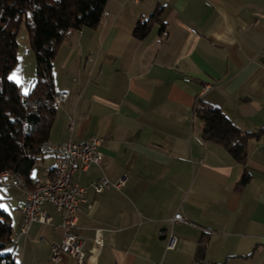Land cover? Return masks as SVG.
<instances>
[{
  "label": "crops",
  "instance_id": "1",
  "mask_svg": "<svg viewBox=\"0 0 264 264\" xmlns=\"http://www.w3.org/2000/svg\"><path fill=\"white\" fill-rule=\"evenodd\" d=\"M158 5L161 22L133 38ZM103 13L98 28L66 36L52 66L55 92L68 97L47 142L103 139L101 163L77 179L85 188L75 224L86 238L85 264H264V134L247 142L238 163L202 140L194 115L200 100L242 133L264 129V0H108ZM54 159L37 156L33 185L53 178ZM123 177L120 189H93ZM1 187L13 227L6 251L19 264H77L72 256L50 262L60 227L36 222L21 234L23 191ZM44 210L59 225V213ZM177 213L183 221H173Z\"/></svg>",
  "mask_w": 264,
  "mask_h": 264
},
{
  "label": "trees",
  "instance_id": "2",
  "mask_svg": "<svg viewBox=\"0 0 264 264\" xmlns=\"http://www.w3.org/2000/svg\"><path fill=\"white\" fill-rule=\"evenodd\" d=\"M107 2L0 0V175L16 173L31 189L35 188L29 174L41 146L48 141L56 114L52 68L55 54L71 32L98 28ZM161 10L158 5L147 19L138 21L133 28V38L145 39L154 25L161 22ZM23 22L36 57V76L27 95L10 78L18 62L16 37ZM194 115L202 122V140L220 144L238 163L245 161L247 142L264 134V129L242 133L218 107L204 101L198 100ZM242 178L244 183L249 179L246 174ZM11 226V217L0 209V264H19L6 251L12 242Z\"/></svg>",
  "mask_w": 264,
  "mask_h": 264
},
{
  "label": "built area",
  "instance_id": "3",
  "mask_svg": "<svg viewBox=\"0 0 264 264\" xmlns=\"http://www.w3.org/2000/svg\"><path fill=\"white\" fill-rule=\"evenodd\" d=\"M24 51L23 55H27ZM68 94L66 92L55 93V107L61 105ZM103 139L100 137H91L84 142H75L72 140L59 144L45 142L41 146L40 154H54L56 164L54 167L53 178L43 184L29 188L25 179L16 175V173L5 172L0 175V186L11 183L16 188L23 191L24 200L21 205V214H23V224L21 234H27L29 226L33 223L49 224L54 227H60L63 232L61 240L52 243L50 247V262L59 263L65 256H72L77 260V264L86 263V254L83 251L86 238L81 237L76 232L77 212L81 204L85 202V188L77 182L81 172L87 170L91 165H99L102 161V153L99 151ZM34 157V156H32ZM126 182L123 177L117 182H111L106 178L92 184L96 194H100L109 187L117 189L122 188ZM51 205L59 213L61 222L55 225L53 216L44 210V205ZM173 221H183L180 213L175 214ZM101 230H95L93 239L94 247H101ZM176 243V236L172 232L168 235V248H173Z\"/></svg>",
  "mask_w": 264,
  "mask_h": 264
},
{
  "label": "rangeland",
  "instance_id": "4",
  "mask_svg": "<svg viewBox=\"0 0 264 264\" xmlns=\"http://www.w3.org/2000/svg\"><path fill=\"white\" fill-rule=\"evenodd\" d=\"M26 25L23 22L17 32V65L13 68L10 76L13 78H17V82H19L21 90L24 94L30 91L33 81L36 76V57L34 56V52L31 49L30 39L28 30H26ZM27 50L30 55L28 57H23L22 52ZM4 187L0 188V192H2ZM1 194V193H0ZM1 198V197H0ZM3 202L0 200V209L2 208Z\"/></svg>",
  "mask_w": 264,
  "mask_h": 264
}]
</instances>
